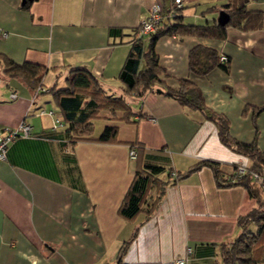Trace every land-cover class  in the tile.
Segmentation results:
<instances>
[{
	"label": "crops",
	"instance_id": "obj_1",
	"mask_svg": "<svg viewBox=\"0 0 264 264\" xmlns=\"http://www.w3.org/2000/svg\"><path fill=\"white\" fill-rule=\"evenodd\" d=\"M155 1L175 7L173 0H0V52L44 68L40 90L5 74L0 62V134L21 120L33 133L11 141L0 161V264H117L119 258V264H171L176 257L216 264L221 244L238 234L236 218L254 199L240 185L218 187L207 166L162 186L150 212L154 184L132 220L117 212L139 164L164 167L161 180L201 159L218 160L226 170L248 164L220 142L216 124L199 110L156 85L128 99L127 118L101 109L90 119L91 137L75 138L63 119L55 91L67 86L71 68L88 70L106 94L122 93L118 74L131 46L129 29ZM228 1L180 0L177 13L186 24H211ZM246 8L262 12L260 27L227 26L220 38L164 34L154 50L163 84L191 80L205 106L226 117L233 138L264 151V0H246ZM199 45L225 55L226 69L214 64L207 73L192 72L189 53ZM106 125L116 127L114 137L98 140ZM131 144L138 149L134 159Z\"/></svg>",
	"mask_w": 264,
	"mask_h": 264
},
{
	"label": "trees",
	"instance_id": "obj_2",
	"mask_svg": "<svg viewBox=\"0 0 264 264\" xmlns=\"http://www.w3.org/2000/svg\"><path fill=\"white\" fill-rule=\"evenodd\" d=\"M174 2V0H173ZM181 7H163L162 19L154 31L138 36V26L129 29L132 38L128 54L119 71L118 79L122 87L120 95H110L104 92L99 80L85 68H71L67 78L68 84L64 88L57 89L58 104L61 108L63 119L68 124V131L75 138L91 137L93 123L90 120L101 109L112 112L122 111L127 118L131 114L128 99L142 95L149 89L158 85V91L178 100L182 105L199 110L205 118L214 122L217 126V134L220 142L229 149L248 158V164L244 166L242 175L236 173L237 164H233L228 170L224 164L214 159H201L192 164L187 170L179 173H165L164 180L159 175L164 172V167L158 165L139 164L134 170L132 180L118 206V214L128 220H132L141 210L147 200L151 185L156 186L155 197L148 209L153 210L162 195V186L175 183L187 174L207 166L211 169L214 181L218 187L234 185L242 186L250 197L254 199L253 207L236 218L238 234L228 243L221 244L220 261L216 264H264V187L252 180L251 173H257L264 177V151L260 150L254 141L243 142L233 138L229 133V124L226 117L208 109L204 104L203 96L194 82L187 78L177 79V85L171 87L163 84L160 75L162 67L158 63V57L154 45L159 36L164 34H190L206 37H223L227 26L240 29L258 28L261 26L262 12L246 8V0H229L225 5V11L229 15L228 22L220 25L217 22L211 24H186L182 22V15L177 13ZM171 11L175 12L170 16ZM204 54L205 62L200 61V55ZM217 52L205 46H196L189 53V67L194 73H207L214 64L226 69L227 60L220 61ZM0 62L3 64L4 73L8 76H19L22 80L33 86L40 85L44 68L33 62L25 61L17 64L5 57L0 52ZM88 97V98H87ZM84 98L87 100L84 102ZM92 106L90 112H84V107ZM115 126L106 125L98 140H107L114 137ZM74 140V139H73ZM133 144H131V147ZM139 147V146H137ZM135 149L136 156L138 149ZM253 225V228H250ZM136 229L130 238L124 241V250L130 240L135 236ZM120 258L118 259V263Z\"/></svg>",
	"mask_w": 264,
	"mask_h": 264
},
{
	"label": "built area",
	"instance_id": "obj_3",
	"mask_svg": "<svg viewBox=\"0 0 264 264\" xmlns=\"http://www.w3.org/2000/svg\"><path fill=\"white\" fill-rule=\"evenodd\" d=\"M175 7L180 6V0H174ZM162 5L160 4L159 1H155L151 4L148 15L143 18L139 22V28H138V36L139 35H145L149 32L154 31L156 26L160 23L162 19ZM170 16H174L175 12L171 11L169 13ZM4 34V33H3ZM220 61H225L226 56L220 54L219 56ZM37 89L43 90L42 87H38ZM10 96L13 98L15 96L14 93H11ZM59 120L58 118L55 119V124L53 126L59 125ZM32 126L25 120H21L18 122L15 126L13 127H6L4 132L0 134V161H3L6 159V150L8 144L13 141L15 138L19 136H30L32 135ZM136 156L135 149H130L129 150V157L131 159H134ZM245 172V168L242 165H238L236 168V173L238 175H242ZM252 175V180L264 187V177L257 174V173H251ZM191 252V248L187 247L186 248V253L189 254ZM186 259L185 257H176L171 264H185Z\"/></svg>",
	"mask_w": 264,
	"mask_h": 264
},
{
	"label": "water",
	"instance_id": "obj_4",
	"mask_svg": "<svg viewBox=\"0 0 264 264\" xmlns=\"http://www.w3.org/2000/svg\"><path fill=\"white\" fill-rule=\"evenodd\" d=\"M25 0H22V2H24ZM229 19V15L228 13L221 9L218 11V15L216 18L217 23H219L220 25H225L228 22Z\"/></svg>",
	"mask_w": 264,
	"mask_h": 264
},
{
	"label": "rangeland",
	"instance_id": "obj_5",
	"mask_svg": "<svg viewBox=\"0 0 264 264\" xmlns=\"http://www.w3.org/2000/svg\"><path fill=\"white\" fill-rule=\"evenodd\" d=\"M175 3V2H174ZM175 4H178V3H175ZM217 15H218V12H215V18H217ZM103 120V119H102ZM100 122H102V121H100ZM97 128V127H96ZM237 165H241V164H237ZM242 166H244V165H242ZM250 228L252 229L253 228V225H250Z\"/></svg>",
	"mask_w": 264,
	"mask_h": 264
}]
</instances>
